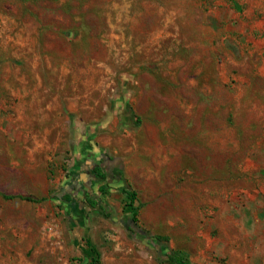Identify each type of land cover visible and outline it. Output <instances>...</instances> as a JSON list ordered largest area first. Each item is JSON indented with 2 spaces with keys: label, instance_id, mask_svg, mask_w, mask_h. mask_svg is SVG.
Masks as SVG:
<instances>
[{
  "label": "rangeland",
  "instance_id": "obj_1",
  "mask_svg": "<svg viewBox=\"0 0 264 264\" xmlns=\"http://www.w3.org/2000/svg\"><path fill=\"white\" fill-rule=\"evenodd\" d=\"M77 144L104 261L264 264V0H0V264L82 258L52 252Z\"/></svg>",
  "mask_w": 264,
  "mask_h": 264
},
{
  "label": "crops",
  "instance_id": "obj_2",
  "mask_svg": "<svg viewBox=\"0 0 264 264\" xmlns=\"http://www.w3.org/2000/svg\"><path fill=\"white\" fill-rule=\"evenodd\" d=\"M103 162L101 160L85 161L81 152V146L77 144L73 148L71 167L73 172L76 174L78 172V175L72 179H68L69 181H65L66 187L65 190L63 189V194L56 198L64 207L62 217L65 220L59 225L60 239L52 243V252L59 253L61 258L66 257L70 252L83 256L82 250L86 247L85 242L90 241L92 244H95L93 236L94 229L97 226L93 221V215L98 213V210L102 209V206L105 204L104 199L102 196L97 195V192L99 190L100 192L104 191L106 186L114 185L113 182H111L113 184L109 183L111 176H108L106 173L107 182L106 180L96 179L92 173V170L98 165L102 171L106 172L102 164ZM93 204L95 206H92ZM127 215L129 216L127 218L131 221L130 214L127 213ZM126 227L129 230L133 229L131 225ZM97 243L100 244L99 242ZM112 259L104 261L100 255L99 260L100 264H123L120 256H113ZM132 261L136 263L137 261L141 262L142 259H133ZM132 261L130 260L129 262L132 263ZM63 264L66 263L64 262Z\"/></svg>",
  "mask_w": 264,
  "mask_h": 264
},
{
  "label": "trees",
  "instance_id": "obj_3",
  "mask_svg": "<svg viewBox=\"0 0 264 264\" xmlns=\"http://www.w3.org/2000/svg\"><path fill=\"white\" fill-rule=\"evenodd\" d=\"M126 112L131 114L132 109L130 106L126 108ZM139 119L136 118L135 124H139ZM92 173L96 179L106 180L107 175L106 172L102 171L99 165L92 170ZM122 195L125 197L126 201L124 202L123 212L129 213L133 226H137L138 219H137V209L134 208V204L136 201V193L132 191L126 183H123L122 188L120 189ZM3 197L7 200L19 199L30 203H40L44 199H37L30 195H3ZM92 206H95L94 204ZM133 231V230H130ZM155 240L159 243L167 242V238L162 236H154ZM86 247L82 250V258L79 259L80 261H85L88 264H100V255L96 252L94 245L90 241L85 242ZM165 259L162 260L158 258L159 262L166 263V264H191L189 261V256L187 252L182 250H166L164 252Z\"/></svg>",
  "mask_w": 264,
  "mask_h": 264
},
{
  "label": "built area",
  "instance_id": "obj_4",
  "mask_svg": "<svg viewBox=\"0 0 264 264\" xmlns=\"http://www.w3.org/2000/svg\"><path fill=\"white\" fill-rule=\"evenodd\" d=\"M70 264H88V263L83 260L82 261L77 260V261H72Z\"/></svg>",
  "mask_w": 264,
  "mask_h": 264
},
{
  "label": "flooded vegetation",
  "instance_id": "obj_5",
  "mask_svg": "<svg viewBox=\"0 0 264 264\" xmlns=\"http://www.w3.org/2000/svg\"><path fill=\"white\" fill-rule=\"evenodd\" d=\"M130 222H132V221H130ZM132 230V229H131Z\"/></svg>",
  "mask_w": 264,
  "mask_h": 264
}]
</instances>
